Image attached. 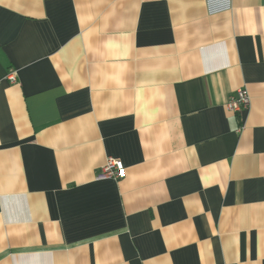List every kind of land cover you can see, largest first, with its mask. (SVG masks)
<instances>
[{"label": "crops", "instance_id": "0c3cea01", "mask_svg": "<svg viewBox=\"0 0 264 264\" xmlns=\"http://www.w3.org/2000/svg\"><path fill=\"white\" fill-rule=\"evenodd\" d=\"M0 264H264V0H0Z\"/></svg>", "mask_w": 264, "mask_h": 264}, {"label": "built area", "instance_id": "2783aa9c", "mask_svg": "<svg viewBox=\"0 0 264 264\" xmlns=\"http://www.w3.org/2000/svg\"><path fill=\"white\" fill-rule=\"evenodd\" d=\"M9 78L13 82L16 80L14 74H11ZM250 104L251 101L248 91L246 89H241L229 99L226 108L233 114H241L249 109ZM125 173L126 169L123 162L119 159L109 157L105 166L102 168L99 179L119 181L125 177Z\"/></svg>", "mask_w": 264, "mask_h": 264}]
</instances>
